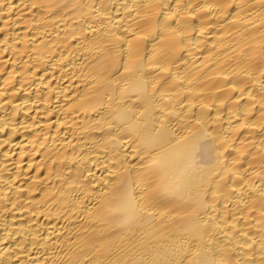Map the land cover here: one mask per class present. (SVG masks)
<instances>
[{
    "label": "bare ground",
    "instance_id": "6f19581e",
    "mask_svg": "<svg viewBox=\"0 0 264 264\" xmlns=\"http://www.w3.org/2000/svg\"><path fill=\"white\" fill-rule=\"evenodd\" d=\"M0 264H264V0H0Z\"/></svg>",
    "mask_w": 264,
    "mask_h": 264
}]
</instances>
